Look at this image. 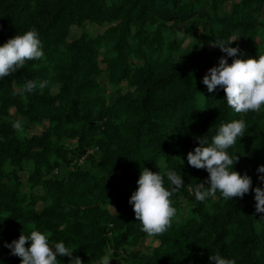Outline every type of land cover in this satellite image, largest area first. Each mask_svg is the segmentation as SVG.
Here are the masks:
<instances>
[{"label": "trees", "instance_id": "obj_1", "mask_svg": "<svg viewBox=\"0 0 264 264\" xmlns=\"http://www.w3.org/2000/svg\"><path fill=\"white\" fill-rule=\"evenodd\" d=\"M84 24L104 30L70 40ZM30 29L43 58L0 79V264H20L4 244L33 229L83 264L108 249L123 264H213L214 254L264 264L254 192L199 202L193 190L208 173L186 159L198 138L211 143L222 123L243 119L245 135L227 151L239 156L233 170L264 187V107L237 114L222 88L201 82L226 56L212 43L237 38L228 46L238 58L264 54V0H0V45ZM29 80L48 86L22 93ZM104 82L115 88L109 97ZM144 168L180 173L177 216L190 206L159 236L141 231L128 203ZM164 186L172 191L166 176Z\"/></svg>", "mask_w": 264, "mask_h": 264}, {"label": "clouds", "instance_id": "obj_2", "mask_svg": "<svg viewBox=\"0 0 264 264\" xmlns=\"http://www.w3.org/2000/svg\"><path fill=\"white\" fill-rule=\"evenodd\" d=\"M236 39L212 43L213 47H218L226 56H221L218 65L207 70L201 82L209 93L218 87L222 88L227 105L235 113L259 112L264 107V54L256 58H238L245 54L238 47L228 46ZM43 56L41 41L35 29L15 34L0 45V79L22 69L26 61L39 60ZM226 57L233 58L231 63ZM47 86L48 81L29 80L21 92H31L37 87L43 89ZM13 126L17 129L21 127L19 121ZM245 130L246 123L243 119L222 123L211 138V143L206 138H198V146L187 153L186 159L189 166L204 169L208 173L206 182L197 184L193 190L197 201L204 202L215 197L218 192L226 201L234 197L242 198L251 189L254 192L255 212L262 214L256 220L259 226L264 224V187L252 188L251 177L233 170L239 156L233 157L227 151L236 144L238 138L245 135ZM256 171L259 174L257 179L264 184V165L258 166ZM165 176L172 185V191L164 186ZM136 184L137 188L132 192L128 203L132 206L141 231L148 236H159L168 231L174 220L180 222L171 199L173 191L184 186L180 173L167 169L161 174L160 171L153 172L144 168L140 171ZM113 210L115 211L114 208ZM26 243L29 246L26 247ZM4 247L10 249L11 255L20 258V264H60L57 255L69 257L70 264H83L79 257L73 256L74 249L66 247L63 242L50 245L48 236L34 229L29 235L20 234L18 239L5 243ZM110 260V255H104L97 264H109ZM209 260L213 264H236L234 259L223 258L220 254L210 255Z\"/></svg>", "mask_w": 264, "mask_h": 264}, {"label": "rangeland", "instance_id": "obj_3", "mask_svg": "<svg viewBox=\"0 0 264 264\" xmlns=\"http://www.w3.org/2000/svg\"><path fill=\"white\" fill-rule=\"evenodd\" d=\"M228 6H224V7H222V9L220 10V13L221 14H226L227 12H228ZM103 30H104V27H101V28H97V27H94V26H90V25H87V24H84V25H82V27L81 28H76V27H73L72 29H71V35H70V37H69V39L71 40V39H74V38H76L81 32H84V31H91V32H93L94 34H98V33H102L103 32ZM202 35V33H200V35L199 36H201ZM190 41V40H189ZM195 43H197V41L196 40H193ZM135 64H137L136 62H134ZM103 93H104V95L106 96V97H109V96H111L113 93H114V91H115V88H113V87H111V86H109V85H107L106 84V82H104V84H103ZM123 91H125V89H123ZM33 132H39V128H37V127H34L33 128ZM25 188V187H24ZM191 216V213H190V206L189 205H186V206H184L183 208H182V210L179 212V214H178V218H179V220H180V218H182L183 220H186V219H188L189 217ZM50 245H52V244H50ZM147 245V242L145 241H142L141 243H140V247H145ZM126 249H128V248H126ZM129 250V249H128ZM105 255H110V258H111V260H110V262H109V264H123V262L120 260V259H118L115 255H114V253H113V251L112 250H110V249H108L107 251H106V254ZM124 254H122V253H120V256H123Z\"/></svg>", "mask_w": 264, "mask_h": 264}]
</instances>
